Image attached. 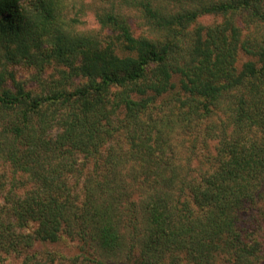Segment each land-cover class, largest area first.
Masks as SVG:
<instances>
[{
	"label": "trees",
	"instance_id": "1",
	"mask_svg": "<svg viewBox=\"0 0 264 264\" xmlns=\"http://www.w3.org/2000/svg\"><path fill=\"white\" fill-rule=\"evenodd\" d=\"M79 1L0 0V264H264V0Z\"/></svg>",
	"mask_w": 264,
	"mask_h": 264
},
{
	"label": "rangeland",
	"instance_id": "2",
	"mask_svg": "<svg viewBox=\"0 0 264 264\" xmlns=\"http://www.w3.org/2000/svg\"><path fill=\"white\" fill-rule=\"evenodd\" d=\"M89 1L90 3H97L99 4L100 6L107 1V0H80L78 5H77V8H83L82 11L79 12L80 14V17L82 18L84 24H83V27L85 28H90V29H94V28H97L96 26V23L94 21V17H93V14H94V10L91 11V8H87L86 7V2ZM78 9V11H79ZM131 21L133 22V28L136 30V32H142L143 31H146L145 30V27L143 26V21L139 20L137 17L135 16H132L131 18ZM219 21V17H209V16H201V17H198L197 20L195 21L196 23L195 24H191V27H190V35L193 36L194 33H193V30L195 29V26L196 25H208V24H213L214 22H217ZM253 33L256 34V32L254 31ZM248 59L247 55L243 52V51H239V53L237 54L236 56V65L238 67H241L243 65V63ZM18 72V77H24L27 74V72L23 69H19ZM203 143V142H202ZM216 141H213L211 143V145L207 146L209 147L208 150H210L211 152L214 151V145H215ZM186 146H187V142H186ZM201 149V145L199 144L197 149H196V153H197V156H202V152L205 150V146L202 144V150L200 151ZM182 155L184 157H186V155L184 153H182ZM185 162V160H184ZM194 163V161H191ZM187 165L189 164L187 161H186ZM192 163V166L195 165V164H199V159H197V161H195V163L193 164ZM199 167H202V162L198 165ZM38 248L42 247V245H38L37 246ZM45 247L49 248V250H52V251H55V250H68L69 247H66L64 244H51V245H46ZM68 251H71V249H69ZM67 251V252H68Z\"/></svg>",
	"mask_w": 264,
	"mask_h": 264
}]
</instances>
